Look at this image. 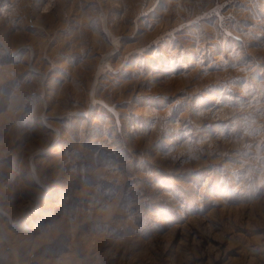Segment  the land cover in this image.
Masks as SVG:
<instances>
[{
  "label": "rangeland",
  "instance_id": "obj_1",
  "mask_svg": "<svg viewBox=\"0 0 264 264\" xmlns=\"http://www.w3.org/2000/svg\"><path fill=\"white\" fill-rule=\"evenodd\" d=\"M0 264H264V0H0Z\"/></svg>",
  "mask_w": 264,
  "mask_h": 264
},
{
  "label": "bare ground",
  "instance_id": "obj_2",
  "mask_svg": "<svg viewBox=\"0 0 264 264\" xmlns=\"http://www.w3.org/2000/svg\"><path fill=\"white\" fill-rule=\"evenodd\" d=\"M50 194H51L50 191H46L44 193L43 198L40 200L39 206L37 207V209H35V210L32 211L33 213H37V212L39 213L40 212V210H41V208H40L41 207V204L48 202V198H49Z\"/></svg>",
  "mask_w": 264,
  "mask_h": 264
}]
</instances>
